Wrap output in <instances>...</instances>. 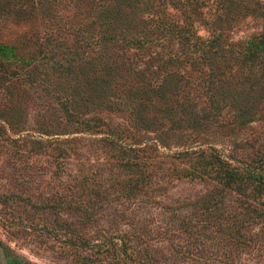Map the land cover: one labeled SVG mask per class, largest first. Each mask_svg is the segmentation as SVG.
<instances>
[{"label":"rangeland","instance_id":"1","mask_svg":"<svg viewBox=\"0 0 264 264\" xmlns=\"http://www.w3.org/2000/svg\"><path fill=\"white\" fill-rule=\"evenodd\" d=\"M15 2L0 0V42L20 46L39 23L19 20ZM262 22L246 16L231 35L246 38ZM21 50L37 47L29 41ZM55 106L39 86H0V264H264L262 204L222 189L212 172L185 173L176 143L140 132L123 143L145 150L122 153L104 133L64 124ZM55 136L73 140L56 149ZM210 136L244 165L264 154V114Z\"/></svg>","mask_w":264,"mask_h":264},{"label":"trees","instance_id":"2","mask_svg":"<svg viewBox=\"0 0 264 264\" xmlns=\"http://www.w3.org/2000/svg\"><path fill=\"white\" fill-rule=\"evenodd\" d=\"M17 1L18 19L38 21L39 28L23 31L20 46L0 42V86L41 87L64 124L102 132L100 139L122 153L145 150L147 143H123V136L140 132L153 133L161 146L176 143L181 147L173 154L189 161L185 173L212 172L222 189L264 206V154L241 165L206 138L264 114V3ZM246 16L261 18L260 30L234 39L233 27ZM29 41L37 50L23 52ZM51 140L62 150L58 142L73 138Z\"/></svg>","mask_w":264,"mask_h":264}]
</instances>
